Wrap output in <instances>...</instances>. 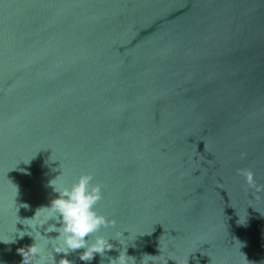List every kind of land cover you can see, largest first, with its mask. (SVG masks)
Returning <instances> with one entry per match:
<instances>
[{"label": "water", "instance_id": "95a60500", "mask_svg": "<svg viewBox=\"0 0 264 264\" xmlns=\"http://www.w3.org/2000/svg\"><path fill=\"white\" fill-rule=\"evenodd\" d=\"M89 172L116 247L72 264H264V0H0V264Z\"/></svg>", "mask_w": 264, "mask_h": 264}, {"label": "clouds", "instance_id": "9594fccd", "mask_svg": "<svg viewBox=\"0 0 264 264\" xmlns=\"http://www.w3.org/2000/svg\"><path fill=\"white\" fill-rule=\"evenodd\" d=\"M237 172L245 177L249 186H256L251 169H237ZM59 176L50 182L57 193L50 205L38 208L31 218L19 220L27 222H20L25 225V230L19 231V236L23 238L28 235L34 240L30 246L19 249L23 256L22 264H72V261L65 257L78 250H83L79 259L90 262L96 254L103 258L106 252L116 247L110 243L111 238L99 235L102 228L116 226L115 220H109L96 211L97 204L103 199V186L93 183V175L89 172L81 174L70 186L58 187L55 181ZM22 207L28 206L22 205ZM48 233H57V235L52 237ZM123 233H118V237L124 236ZM116 240L121 243L118 238ZM117 250L119 255L109 258L110 264H136L135 257L127 254L126 246ZM59 254H63V257L57 261L56 256ZM153 259L154 256L145 254L141 264H148V261ZM175 264L181 262L175 261Z\"/></svg>", "mask_w": 264, "mask_h": 264}]
</instances>
